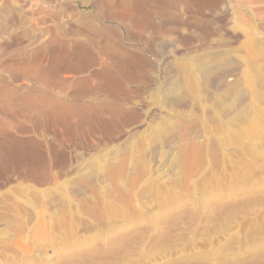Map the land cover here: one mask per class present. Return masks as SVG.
<instances>
[{"label": "rangeland", "instance_id": "obj_1", "mask_svg": "<svg viewBox=\"0 0 264 264\" xmlns=\"http://www.w3.org/2000/svg\"><path fill=\"white\" fill-rule=\"evenodd\" d=\"M70 1L79 18L55 4L38 12L54 18V45L13 42L5 52L12 68L0 66V93L14 95L0 106L10 150L0 151V264H264V103L245 75L246 53H235L242 77L234 97L251 107L246 116L257 126L231 119L207 91H191L187 113L148 94L158 76L176 73L173 61L193 62L191 49L224 47L225 29L242 37L249 26L238 22L236 1L191 0L200 5L173 14L165 33L123 29L106 0ZM241 7L251 25L264 24V0ZM105 29L133 49L131 59H112L132 62L109 87L100 81L114 62L98 56ZM22 61L38 73L20 71ZM259 65L264 70V60ZM81 80L88 83L78 89ZM30 96L92 114L43 116L23 105ZM165 113L176 127L152 145L146 131Z\"/></svg>", "mask_w": 264, "mask_h": 264}, {"label": "bare ground", "instance_id": "obj_2", "mask_svg": "<svg viewBox=\"0 0 264 264\" xmlns=\"http://www.w3.org/2000/svg\"><path fill=\"white\" fill-rule=\"evenodd\" d=\"M80 1L83 6L89 4V0ZM221 1L223 0H214L216 4ZM231 1H236L235 12L238 16V22H244L245 25L249 26L248 29L244 30L242 37L236 32L225 29V32L220 34V37L224 38L226 42L224 47H210L205 42L202 46L191 49L187 54L196 53L193 62H189L188 59L173 61L177 68L176 73L173 72L169 78L162 75L158 76L156 86L149 89L150 91L148 94H151V97H153L156 103L168 110L179 109L180 113H187L190 106L184 103L191 98V91L198 90L200 93L207 91L209 93L208 97L214 100L217 107H222L225 114L231 115V119H237L241 122L251 121L253 125L257 126L258 123H256V120L252 118L248 119L246 116V113L251 107L244 108V105L241 104L240 97H238V99L234 97L236 96L234 93L239 88L242 77L240 75L241 70L235 53L238 51H244L246 53L250 68L245 70V75L252 85V89L255 90V98L260 104L264 103V70L262 69V65L261 67L259 65V62L264 60V37H259L261 34L260 29L264 31V24L260 22L263 19L259 21L260 23L255 21L254 25H251L253 22L252 18L246 14L241 7L242 1L244 0ZM202 2L205 1L203 0ZM254 2L255 1H252L251 3L255 4L256 2ZM54 4L61 9H65L67 12L71 13L73 17L75 16V18H79L82 13L77 5L75 6L70 0H0V34L3 33V36H0V49L2 50V53H0V66L3 67L6 63L12 68L14 62L8 61L5 52L6 49H9V46L11 47L14 45H12L13 42L17 45L23 44L26 41L29 43L30 39L33 38L29 45H34L35 43L54 45V39H58L60 34H58L57 27L54 26L53 16H51L50 13L43 14V12H41L43 15L38 14L40 10L51 11ZM193 4L200 5V2H191V0H106L104 6L107 7L110 13L115 17L114 19H116L125 30H127L125 26L129 25L136 30L150 29L152 33H165V31L167 32L169 24L173 23L170 17L174 16L173 14L177 13L179 10L188 11ZM258 4L256 3L255 5L258 6ZM91 5L94 10H99L103 4L96 1ZM255 14L258 15L262 13L260 9H256ZM60 21L63 20L61 19ZM93 24L97 30L102 29V27L100 28L99 26V24H102L101 18H93ZM66 31H68V29ZM76 31H78V29H76ZM81 31L80 33H82ZM100 33L105 37L106 43L101 54L98 56H101L105 61L115 59L114 57L116 55H122L131 59L133 49L130 46L124 45L121 37L107 30L100 31ZM61 37L63 36L61 35ZM130 59L127 61H120L119 63L117 62L118 60H115L117 64L112 60L111 62L114 63L112 64L110 62L111 65L106 66L104 69V75H102L100 84L109 87L110 84L114 82V77L118 72L126 70L131 66L132 61H130ZM18 69L23 73L33 72L36 74L39 71V69L31 66L29 62L24 61L20 63ZM230 76L235 77V79L234 77L232 78L234 79L232 83L228 81ZM71 77V74L65 75L66 80L71 79ZM87 81L88 80L79 81L80 85L78 89H82L86 86L88 83ZM10 89L11 88H9V91ZM200 93L198 92V94ZM13 100V93H0L1 107L10 106ZM181 102L183 107H180L182 106L180 104ZM23 105L36 107L39 114L43 116L48 113L60 118H71L76 121L80 117L87 118L92 114L91 111L86 108H74L58 101H54V103L43 102L36 96H30L25 99ZM165 115L166 116L161 117L155 116V118L151 119L152 126L146 131V135L149 139V143L152 145L158 144L165 137L167 132L173 131L176 127L174 122L175 116L167 117L169 115L168 113H165ZM1 137L0 133V151L3 149L4 152L8 154L10 150L2 143ZM28 151H26V153L29 155L30 153ZM93 176L95 177V175H92V177ZM87 178H89L88 175L81 177L82 180H86Z\"/></svg>", "mask_w": 264, "mask_h": 264}]
</instances>
